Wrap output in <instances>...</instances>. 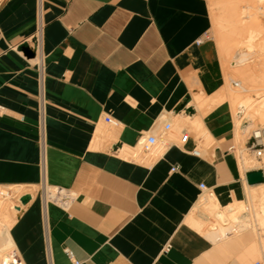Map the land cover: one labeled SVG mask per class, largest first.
Wrapping results in <instances>:
<instances>
[{
	"label": "crops",
	"instance_id": "obj_1",
	"mask_svg": "<svg viewBox=\"0 0 264 264\" xmlns=\"http://www.w3.org/2000/svg\"><path fill=\"white\" fill-rule=\"evenodd\" d=\"M39 27L42 85L23 52ZM220 54L208 0H0V188L40 189L0 233V254L21 264H264L254 232L212 240L188 223L200 185L227 209L264 184L247 182L264 170L240 166L232 103L219 102ZM106 117L119 127L106 131ZM165 123L174 146L163 156H121ZM44 183L72 193L70 207L45 205Z\"/></svg>",
	"mask_w": 264,
	"mask_h": 264
},
{
	"label": "bare ground",
	"instance_id": "obj_2",
	"mask_svg": "<svg viewBox=\"0 0 264 264\" xmlns=\"http://www.w3.org/2000/svg\"><path fill=\"white\" fill-rule=\"evenodd\" d=\"M213 2H217L218 9L220 10L218 13H213V19L215 22V26H217L218 30V36H219V46L220 51L222 55V61H224V67L226 70V62H230L229 58L234 57L236 61L242 59H245L247 55H244V52L246 50H251L255 43L254 41H259L255 46H258L260 49H264V27L259 24L256 18V11L261 10L258 5L264 0H250V2H253L254 4H257L256 7L249 6L247 9H249V12H242L240 11V2L239 0H212ZM259 3V4H258ZM242 4V2H241ZM252 4V3H251ZM263 4V3H262ZM253 5V4H252ZM216 6V5H214ZM248 6V5H247ZM243 8V7H242ZM247 11V10H246ZM262 14L264 12H261ZM245 14V16H243ZM261 14V15H262ZM264 16V15H263ZM259 20V19H258ZM247 30V46L246 48H241V50H238V47L240 46L239 41L237 40V34H239L241 31ZM245 32V31H244ZM236 36V37H235ZM243 36V34H242ZM239 36V37H242ZM235 37V38H234ZM243 38V37H242ZM238 41V42H237ZM250 56V55H249ZM249 60V59H248ZM251 60V58H250ZM234 61V60H233ZM234 61V62H236ZM260 64L264 65V58L262 60H257L253 62H249L248 65L246 64L245 67H238L237 64L234 65L233 71L230 73L233 75V77H237L239 80V83H235L234 86L240 88L239 91H236L235 89H230L228 86V82L226 81V85L228 87L225 97H221L219 99V102L222 100H230L232 103V107L234 110V113L238 111V114L236 115L237 120V137L241 134V123L246 118V111L249 109V111H252V117H258L260 121L264 122V98L259 100V102L252 100V98L245 97V93L252 92L255 90H259V88L264 87V66H260ZM259 67H261L259 69ZM223 68V67H222ZM224 71V70H223ZM227 71V70H226ZM226 75V73H225ZM263 91V90H262ZM259 95V94H258ZM253 96V95H252ZM257 97V96H256ZM198 101V99H197ZM229 101V102H230ZM251 118V117H250ZM252 120V119H251ZM254 120V118H253ZM178 121V120H177ZM187 121V120H186ZM257 121V120H256ZM180 122V121H179ZM199 123V122H198ZM184 124V123H183ZM189 124V123H188ZM193 124V123H192ZM175 125V124H174ZM186 125V124H185ZM191 127V126H190ZM194 127L198 128V124H194ZM176 128V127H175ZM180 129V128H179ZM195 129V128H194ZM246 129V128H245ZM247 130V129H246ZM205 131V130H204ZM254 134H260L259 132H254ZM207 135V134H206ZM236 139V140H238ZM240 142V141H239ZM237 148V147H236ZM134 150L133 149H126L121 152V156L125 158L133 157ZM242 155V154H241ZM240 166L242 170L247 169L248 158L245 155H242L240 157ZM251 160V159H250ZM252 161V160H251ZM251 161H249L251 163ZM253 164V163H252ZM262 189L261 192L256 191L253 192L257 196H252L253 193L251 190V196L252 200L255 199H263L264 198V184L258 187V190ZM255 191V190H254ZM0 196L3 197L6 200H2L0 202V213H2V222L0 223V233L5 228H11L13 225L16 216L21 213L25 209V204L20 202V199H22L25 196H29L30 198L35 197V192H21L16 191V189L8 188L7 190H3L2 193L0 192ZM17 198L18 205H14L11 203L12 198ZM32 201V200H31ZM255 204V203H254ZM27 207V206H26ZM245 207L241 206L239 209H232L231 211H228L227 209L221 208L218 203L215 201L213 202L212 197L202 198L199 206L196 209V212L198 213V216H193L189 219L188 223L192 227H194L198 232L203 233L205 228V221L209 216H215L217 219L216 225H211L209 227V230H207V235L209 239L217 240L219 238V229L222 227H225L228 223H237V225L240 227V229H245L249 227V222L251 217L248 219H243ZM195 213V212H194ZM251 215V214H250ZM261 223L264 225V208L259 213ZM256 220V219H255ZM229 225V224H228ZM234 225V224H233ZM232 225V227H233ZM261 225V226H263ZM252 226V225H251ZM250 226V227H251ZM228 227V226H227ZM246 230V229H245ZM8 231V230H7ZM235 232H229L226 237H229L230 234H234ZM224 234V233H223ZM1 235V234H0ZM257 239V238H256ZM259 245L264 248V239H260L258 243ZM6 254H0V264H21L17 258L16 253H10L11 259L8 260Z\"/></svg>",
	"mask_w": 264,
	"mask_h": 264
},
{
	"label": "rangeland",
	"instance_id": "obj_3",
	"mask_svg": "<svg viewBox=\"0 0 264 264\" xmlns=\"http://www.w3.org/2000/svg\"><path fill=\"white\" fill-rule=\"evenodd\" d=\"M239 1L242 2V4H241V2L239 4L240 5V7H239L240 11L243 10L242 12H245V13L249 12V9H247L249 6H252V7H256L257 6V4H254L253 2H250V0H239ZM208 2H209V5H210L211 13H212L213 10H214L215 14L220 11L218 9L219 7L217 5V2H213L212 0H208ZM262 3H260V4L258 3L259 4L258 6L261 9L264 10V2H262ZM214 5H216V6H214ZM261 12H264V11H261V10H259V11L257 10L256 11V14L258 13L256 15V18H257V21L259 22V24L264 27V16H263L264 13L262 14ZM243 16H245V14ZM212 20H213V34H214V38L219 43V41H218L219 40L218 30H217V26H215L216 24H215L214 19H213V13H212ZM247 33H248L247 30H243L239 34H237V36H238L237 40L239 41V42L238 41L237 42L240 43V46H241V47H238V50H241V48H246V46H247V44H246V42H247V38L246 37L247 36L246 35H248ZM242 34H243V36H242ZM239 36H242L243 38L239 37ZM258 42H259L258 40L254 41L255 45ZM255 45H254V47L251 50L248 49V50H246L244 52V55L245 54L247 55V57L245 59L241 58L240 60L236 61V59H234V57L232 56V58H229L230 62H228V60H227V62H226V70H227L226 71V81L227 82L229 81L228 82V86H229L230 89H233V90L235 89L236 91L240 90V88L234 86L235 83H239V80L237 79V77L236 78L233 77V75L230 73L231 71L235 70L234 69V65L235 64H237L236 66H238L239 68L241 66L245 67L246 64L248 65L249 62H253V61H257V60L259 61V60H262L264 58V49H260L258 46H255ZM250 58H251V60H250ZM233 60L236 61V62H234ZM261 65L262 64H260V66ZM262 66H264V65H262ZM260 68L261 67H259V69ZM244 95H245L246 98H248V97L250 98L251 97L252 100H255V101L259 102V100L264 98V87L259 88V90H255V91H252V92H247ZM235 114L237 115L238 111H236ZM236 115H235V123L237 125L238 118H237ZM245 118L246 119L243 120L242 123H241V131L240 132H241L242 135L239 136L240 137L239 139H238L237 134H236V139H238V140H236L237 141L236 145H237V152H238L239 162H240V159H241L240 157L242 155H245L248 158L249 161L252 160L251 163L248 161L249 164L247 165V167H246L247 169H245V170H250V169H253V168H256V169L260 168V169L264 170V151H263V156L261 158H257L255 153L252 150L249 149L251 144H252V142H253V140H250V138L253 137L254 132L264 131V122L260 121L258 117H255V116L252 117V111L250 112L249 109L246 111V117ZM253 118H254V120H253ZM196 131H198V130L196 129ZM236 131H237V126H236ZM261 143L264 145V138L261 140ZM263 150H264V147H263ZM137 151H139V149ZM135 153H136V151H134V155H136ZM134 155H133V157H134ZM133 157L132 158L129 157L127 159H133ZM141 159H143V158H140L138 160L135 159V160L141 162L142 161ZM144 163H147V162H144ZM8 188L16 189V191H19V193H21V192L22 193L23 192L26 193V191L27 192H35V191L39 192V190H40V189H38L36 187H33V188H29V187H1L0 188V192L2 193L3 190H7ZM256 191H257V193H256ZM256 191L253 190L252 193L255 192L256 194H258V192H261L262 189H259V190H256ZM252 196H257V195H255L253 193ZM252 196H251V191H249V192L247 191L246 199H244L243 201H239V202H243V203L235 204V205L230 206L229 208H227L228 211H231L232 209H239L241 206H244L246 210L244 212L243 219L245 220V219H248L249 217H251V219L249 218L250 219L249 227L245 228L246 229L245 230V229H240V227L237 225V223L236 224L235 223H231V224L228 223L229 225L228 224L225 225L226 228L222 227L221 229L218 230L219 231L218 232L219 233V238L217 240L225 239L226 235L229 232H235L234 234H230L229 235V237H235V236H237L240 233L245 232V231L254 232V234L256 235L257 241H259L260 239H264V225L261 223L260 215H259L260 211H262L263 208H264V198L261 199V200L260 199L252 200ZM2 200H6V199H4L3 197L0 196V202ZM10 201L14 205L15 204L18 205V203H19L17 198H15V197L12 198ZM234 203H236V201ZM1 218H2V213H0V221H1ZM204 223H205V228H206L204 231L207 232V230H209V227L211 225H216L217 224V219L215 218V216H209ZM232 225H233V227H232ZM261 225H263V226H261ZM206 232H203V236L205 235V236L208 237ZM260 249H261L262 261L264 262V248H262V246H261ZM4 254H6V256L10 255L8 253V251L3 252V255Z\"/></svg>",
	"mask_w": 264,
	"mask_h": 264
},
{
	"label": "built area",
	"instance_id": "obj_4",
	"mask_svg": "<svg viewBox=\"0 0 264 264\" xmlns=\"http://www.w3.org/2000/svg\"><path fill=\"white\" fill-rule=\"evenodd\" d=\"M40 13V8H39ZM29 49L34 53L35 60L37 62V69L40 74V84H43V73H44V54H43V38L41 27H39L35 37L33 39V44L29 45ZM2 111L0 107V112ZM105 130L111 131L117 127H119V123L115 121L111 117H106L104 119ZM163 129L160 133L157 134H147L143 137L141 142L139 143L138 149L136 150V155L131 160L147 158L150 160H156L163 156L172 146H174L173 141H170L168 136L172 129V125L170 123H165L163 125ZM260 134H254L250 140H253L250 150H252L257 158H261L263 156V147L264 145L261 143V140L264 138V131L259 132ZM189 138L188 133H185L180 138V143L185 144ZM192 154L196 157L201 156V151L199 148H196ZM132 158V157H130ZM135 158V159H134ZM173 169V171H175ZM200 190L202 191V197H212V192L205 185H200ZM41 193L44 198L45 205L49 202L58 205L63 209H68L72 202L74 201V195L64 189L49 187L46 183L41 186ZM67 255L71 258V252L67 251ZM76 264H79L76 262Z\"/></svg>",
	"mask_w": 264,
	"mask_h": 264
},
{
	"label": "water",
	"instance_id": "obj_5",
	"mask_svg": "<svg viewBox=\"0 0 264 264\" xmlns=\"http://www.w3.org/2000/svg\"><path fill=\"white\" fill-rule=\"evenodd\" d=\"M24 55L28 58H34V53L29 49H24ZM247 182L249 185L261 184L264 182V173L261 171H254L247 175ZM30 200L29 196H25L21 199L23 204H26Z\"/></svg>",
	"mask_w": 264,
	"mask_h": 264
}]
</instances>
